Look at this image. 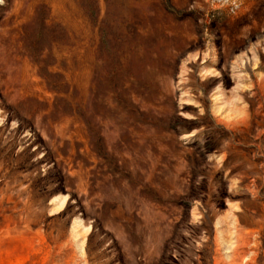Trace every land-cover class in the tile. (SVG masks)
<instances>
[{
	"label": "rangeland",
	"instance_id": "obj_1",
	"mask_svg": "<svg viewBox=\"0 0 264 264\" xmlns=\"http://www.w3.org/2000/svg\"><path fill=\"white\" fill-rule=\"evenodd\" d=\"M0 264H264V0H0Z\"/></svg>",
	"mask_w": 264,
	"mask_h": 264
}]
</instances>
